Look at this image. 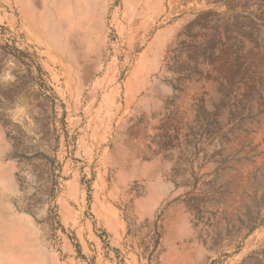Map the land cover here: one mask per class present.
Masks as SVG:
<instances>
[{
	"label": "rangeland",
	"instance_id": "1",
	"mask_svg": "<svg viewBox=\"0 0 264 264\" xmlns=\"http://www.w3.org/2000/svg\"><path fill=\"white\" fill-rule=\"evenodd\" d=\"M0 264H264V0H0Z\"/></svg>",
	"mask_w": 264,
	"mask_h": 264
}]
</instances>
